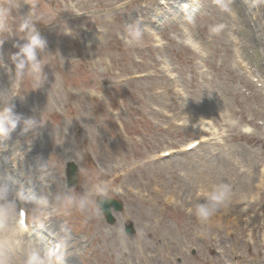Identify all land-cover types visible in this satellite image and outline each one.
<instances>
[{"label": "rangeland", "instance_id": "obj_1", "mask_svg": "<svg viewBox=\"0 0 264 264\" xmlns=\"http://www.w3.org/2000/svg\"><path fill=\"white\" fill-rule=\"evenodd\" d=\"M33 5L52 19L36 22L47 40L38 88L30 77L17 86L10 61ZM130 26L142 35L128 44ZM0 41L12 69L0 67V107L39 122L0 138V210L9 213L0 250L13 264L62 241L63 264H118V255L121 264H264V186L255 188L264 169V0H0ZM193 141L201 144L185 151ZM70 162L81 174L72 190ZM217 185L228 197L216 214L248 219L232 224L235 235L188 211ZM101 188L124 201L115 225L96 207ZM21 207L29 234L18 227Z\"/></svg>", "mask_w": 264, "mask_h": 264}, {"label": "clouds", "instance_id": "obj_2", "mask_svg": "<svg viewBox=\"0 0 264 264\" xmlns=\"http://www.w3.org/2000/svg\"><path fill=\"white\" fill-rule=\"evenodd\" d=\"M255 6V5H254ZM221 7L225 11H229L227 3H222ZM4 15H7L5 10ZM47 21V23H45ZM36 22H42L47 25L52 22L50 16L45 13L38 12L36 6L31 7V11L22 19L18 26V32L23 34V39L26 43H16L13 47L19 50L10 55V61L15 66V80L17 86L25 79L30 77L33 81L34 88L40 87L44 80L45 75L43 72L42 60L39 55L44 52L47 47V40L41 36L36 27ZM129 34L132 39L125 42L131 44L133 40L139 41L141 38V31L135 27H129ZM2 44V41H0ZM195 42L189 43V47H194ZM0 67L5 68L6 71L11 72L12 69L4 62L3 57L0 56ZM23 123L22 132L26 133L30 129L38 125V121L35 118H25L22 114H17L14 111V105L6 103L3 107H0V138L9 139L11 134L17 129L18 125ZM4 145L0 144V150H3ZM98 193L101 196L106 195L104 189H98ZM201 195L204 197V203H198L194 209H189V213L194 215L200 225L208 226L211 224L213 217L215 216L218 208L222 205L228 197V186L217 185L212 188L211 191L202 190ZM6 188H0V200L6 199ZM39 204L43 207L47 205L46 199H40ZM8 210H0V226H6L8 220ZM20 229L24 230L26 220L24 217L18 221ZM66 243H58L55 247L49 248L43 255L39 251L33 250L23 261V264H63L66 254ZM0 264H13L12 258L8 251L0 250Z\"/></svg>", "mask_w": 264, "mask_h": 264}, {"label": "water", "instance_id": "obj_3", "mask_svg": "<svg viewBox=\"0 0 264 264\" xmlns=\"http://www.w3.org/2000/svg\"><path fill=\"white\" fill-rule=\"evenodd\" d=\"M67 176H68V183L69 187H78L79 185V173H78V166L75 163H69L68 164V170H67ZM97 205L99 208H101L105 214V216L108 219L109 223H114L115 219L112 216L111 208H115V210H121L123 208V204L121 202H118L116 200L107 199L103 196H100L97 200ZM129 234L133 233L132 228H130L127 231Z\"/></svg>", "mask_w": 264, "mask_h": 264}, {"label": "bare ground", "instance_id": "obj_4", "mask_svg": "<svg viewBox=\"0 0 264 264\" xmlns=\"http://www.w3.org/2000/svg\"><path fill=\"white\" fill-rule=\"evenodd\" d=\"M264 178V170H263V177ZM259 185V188H258V191L262 190L263 189V186H264V179L260 181V183L258 184ZM257 187V186H256ZM209 189V188H208ZM210 190V189H209ZM208 190V191H209ZM211 191V190H210ZM255 196V193L253 194V197ZM228 215H226L225 219L223 220L222 218V215H218V214H215V216L213 217V220L211 222L212 224V227L214 228H219V229H228L229 232H232V219L229 218L227 219ZM238 219V218H237ZM235 222V221H234ZM237 226L241 225V224H236ZM24 231V230H22ZM32 234V233H31ZM236 233L235 232H232V235H235Z\"/></svg>", "mask_w": 264, "mask_h": 264}]
</instances>
